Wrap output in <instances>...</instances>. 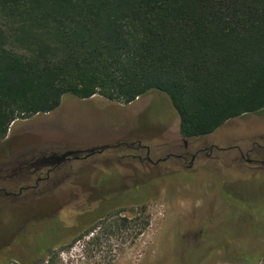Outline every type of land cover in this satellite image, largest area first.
Segmentation results:
<instances>
[{
  "label": "rangeland",
  "instance_id": "obj_1",
  "mask_svg": "<svg viewBox=\"0 0 264 264\" xmlns=\"http://www.w3.org/2000/svg\"><path fill=\"white\" fill-rule=\"evenodd\" d=\"M100 148L54 170L24 168ZM119 211L149 222L134 243L105 226L85 236ZM54 251L64 264H242L262 254L264 111L197 139L182 137L160 92L130 104L66 95L55 111L16 120L0 140V257L41 264Z\"/></svg>",
  "mask_w": 264,
  "mask_h": 264
},
{
  "label": "trees",
  "instance_id": "obj_2",
  "mask_svg": "<svg viewBox=\"0 0 264 264\" xmlns=\"http://www.w3.org/2000/svg\"><path fill=\"white\" fill-rule=\"evenodd\" d=\"M151 92L169 97L184 139L264 111V0H0V140L66 95L130 104ZM123 213L85 236L108 227L134 243L149 222Z\"/></svg>",
  "mask_w": 264,
  "mask_h": 264
},
{
  "label": "water",
  "instance_id": "obj_3",
  "mask_svg": "<svg viewBox=\"0 0 264 264\" xmlns=\"http://www.w3.org/2000/svg\"><path fill=\"white\" fill-rule=\"evenodd\" d=\"M106 150V148H100V149H89V150H86V151H69V152H66L60 156H57V157H51L52 158V162H49V159L47 158H42V159H39L37 160L36 162L34 163H31L30 164V168L32 167H36L37 164H41V166H58L60 164H62L63 162L67 161V160H79L81 158H89L91 156H94L96 154H100L102 152H104ZM198 154L194 155L193 156V161L196 159ZM148 162L150 163H153V161L147 157L146 159ZM249 163H252V160H248ZM160 163V161L156 162V164ZM193 163V162H192ZM53 170V169H51Z\"/></svg>",
  "mask_w": 264,
  "mask_h": 264
},
{
  "label": "flooded vegetation",
  "instance_id": "obj_4",
  "mask_svg": "<svg viewBox=\"0 0 264 264\" xmlns=\"http://www.w3.org/2000/svg\"><path fill=\"white\" fill-rule=\"evenodd\" d=\"M58 155H51V156H49V157H47V159H49V162H52L53 160H52V158L51 157H57ZM30 166V165H29ZM29 166H27V167H24L25 169H29L30 167ZM39 167V168H41V167H43V166H41V164H37L36 165V167Z\"/></svg>",
  "mask_w": 264,
  "mask_h": 264
}]
</instances>
